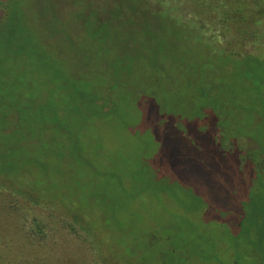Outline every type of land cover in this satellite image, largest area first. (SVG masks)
<instances>
[{
    "label": "rangeland",
    "instance_id": "1",
    "mask_svg": "<svg viewBox=\"0 0 264 264\" xmlns=\"http://www.w3.org/2000/svg\"><path fill=\"white\" fill-rule=\"evenodd\" d=\"M80 1L79 5H74L73 0H18L16 10L21 14V28L17 27L14 40L23 47L18 48L15 63L5 68L6 72L14 74L12 78L17 84L31 80L25 87L15 89L19 96L26 95L29 102L31 98V103L36 105L47 100L51 102V96L52 99L58 96L65 108L70 104V94L65 89L57 91L53 88L51 80L55 74L48 72L30 79L33 72L36 77L37 72L33 69L41 55L52 57L60 66H65L66 76L86 74L89 82L95 87L100 84L103 90L111 83L116 84L109 93L114 101L108 103L114 110L107 119L90 126L81 142L84 147L80 158L64 151L60 152L62 159L54 156L46 160L48 167L60 169L68 179L80 176L75 162L89 160L102 172L100 179L78 184L81 190L78 196L72 193L74 186L70 188L72 192L65 189L63 194L72 193V200L88 203L90 209L82 208L92 219L88 225L106 232L108 241L126 233L130 242L128 247L132 249L128 260L132 264H166L161 252L167 249L179 254L175 264H179V259L182 264H210V258L218 259L220 264H236L240 258L230 248L232 235L239 231V217L243 212L236 207L240 196L231 197L230 186L243 193L257 182L256 177L253 178L256 170L259 195L264 204V177L261 174L264 123L257 118V113L261 112L257 93L253 92L252 102L245 109L241 107L238 113L228 114L222 121L227 137H222V145L237 137L234 146L207 148L211 133L207 131L200 135L197 129L215 120L205 119L204 114L192 117L200 108L196 109L198 106L192 99L189 81L194 82L200 73H196L197 65L204 59V55L195 49L196 42L185 40L180 28L174 26L169 36L165 31L154 39L149 35L161 29L149 25L154 22L148 20V10L142 8L134 13L133 9L131 12L126 9L130 14H125L118 7L126 0H95L102 3L94 5L98 10L95 14L85 6L87 0ZM5 9L2 5L0 16ZM83 11L90 12L87 18L92 23L90 26L82 17ZM101 23H105L104 35H95ZM55 29L60 33L51 39ZM150 39L153 41L149 42ZM156 48L162 51L154 58L152 53ZM38 63L40 67L45 65L43 61ZM40 85H43L41 89ZM35 113L33 111V117ZM33 117L31 119L36 120ZM240 137H249L254 143V147L246 152L250 153L248 157L240 152L238 141L243 143ZM61 138L64 140L51 125V152L55 147L63 148ZM195 140L202 143L201 149ZM121 178L127 195L146 188L144 193L138 199L126 200L118 188ZM136 178L143 179V183L137 182ZM105 187L111 188L106 191L109 192L106 194L108 199H92L91 192L101 198ZM193 194L200 195L205 203L198 213L188 211L194 204L189 197ZM205 199L214 200V205ZM108 207L117 210L113 212ZM65 215L67 219L74 218L71 214ZM80 233V239L86 245L88 264H112L111 261H100L99 255L108 252L101 251L90 233L84 229H80ZM243 264L262 262L244 258Z\"/></svg>",
    "mask_w": 264,
    "mask_h": 264
},
{
    "label": "trees",
    "instance_id": "2",
    "mask_svg": "<svg viewBox=\"0 0 264 264\" xmlns=\"http://www.w3.org/2000/svg\"><path fill=\"white\" fill-rule=\"evenodd\" d=\"M73 1L74 5L80 4L78 0ZM125 2L118 7L122 12L126 9L130 12L133 9L134 13L142 8L148 10V20L154 22L149 25L161 29L154 30L149 36L155 39L159 33L165 34V31L169 36L172 26L180 28L182 37L195 41L197 53L204 55V59L197 65L196 73H200L194 82L189 81V86L192 88V99L198 106L196 109L200 108L199 115L196 112L192 117H202L204 114L205 119L215 120L208 121L206 127L204 125L197 129V134L205 135L207 131L211 133L207 148L234 146V139L237 137L228 139V144L222 145V137H226L222 121L228 114L233 116L238 113L241 107L245 109V106L252 102L253 92L257 93L261 106L257 118L261 124L264 123V0ZM86 3L85 6L90 7L93 14L98 13L94 5L102 4L96 3L95 0H87ZM17 4L18 0H0V9L2 5L6 7L0 16V264H88L86 245L79 236L82 235L80 229L90 233L101 247V251L108 252L99 255L100 261L132 264L128 260L132 249L128 247L130 242L126 233L116 240L108 241L106 232L99 227L94 228V225H88L91 218L82 210L85 207L90 209L88 203L71 199L72 193L74 196L81 193L77 185L82 181L92 183L93 180L101 178L102 172L99 168L89 160L85 163L75 162V167L80 169V176L68 179L60 169L50 168L46 163L48 158L54 156L62 159L60 152L64 151L72 152L80 158L84 147L81 142L89 133L90 126L107 119L114 110L108 103L114 101L109 97V93L116 84L111 83L103 90L100 84L95 87V84L89 82V76L86 74L66 76L65 66H60L52 57L41 55L37 58L38 62L43 61L45 65L40 67L36 62L37 67L33 69L37 72L36 77L33 72L30 79H37L48 72L55 74L54 80H51L53 88L57 91L65 89L64 91L70 94L69 106H61L58 96L54 99L51 96V102L47 100L41 105L32 104L33 100L30 98L29 102L26 95L19 96L15 88L25 87L31 80L17 84L12 78L14 74L5 71L6 66L15 63L18 48L23 47L14 40L18 28H21V14L16 10ZM129 11L124 13L130 14ZM89 13L82 12L86 21ZM86 23L89 26L92 24L91 21ZM104 29L105 23H101V28L95 35H104ZM59 33L60 31L55 29L51 33V39ZM145 36L147 38V35ZM151 41L153 40L150 39L149 42ZM160 51L162 49L158 48L154 50L155 53L152 51L153 57L161 54ZM29 53L31 54V51ZM239 75L242 76L241 80L238 79ZM42 87L43 85H40L39 89ZM33 111H36L34 117ZM32 117L36 120L31 119ZM51 125L64 136V140H60L65 145H62V149L55 147L52 152ZM240 138L243 140L242 144L238 141L240 152H244L248 157L250 153L246 152L254 147V143L249 137ZM54 139L57 142V134ZM195 144L200 149L203 147L202 143L196 140ZM262 167L261 174L264 177ZM254 173L253 178L256 177L257 182L251 184L247 190L244 189L243 193H238L233 186L229 189L231 197L240 196L241 200L236 203V207H239L238 211L243 212L239 217V231L231 234L230 249L240 258L235 261L236 264H243L244 258L264 264V204L259 195V173L256 170ZM85 177L90 180H85ZM136 180L143 183V179ZM118 181V188L126 200L138 199L146 189L141 188L139 192L127 195L123 178ZM71 186H74L73 192L70 191ZM65 189L72 193L64 195ZM109 189L111 188L105 187L101 191V198L96 192H91L92 199H108L106 194L109 195V192L106 191ZM189 197H192L191 202L194 203L190 206L189 213H198L205 204L203 199L197 194ZM205 201L214 205L212 199ZM108 208L113 212L117 210L116 207ZM65 213L74 218L67 219ZM83 239L86 241L85 237ZM161 254L166 264H175L179 256L176 251L169 249ZM178 261L179 264L183 263L180 259ZM210 262L220 264L215 258H210Z\"/></svg>",
    "mask_w": 264,
    "mask_h": 264
}]
</instances>
